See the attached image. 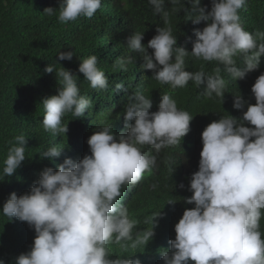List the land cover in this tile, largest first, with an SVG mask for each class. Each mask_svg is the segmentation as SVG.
I'll list each match as a JSON object with an SVG mask.
<instances>
[{"label":"clouds","instance_id":"9594fccd","mask_svg":"<svg viewBox=\"0 0 264 264\" xmlns=\"http://www.w3.org/2000/svg\"><path fill=\"white\" fill-rule=\"evenodd\" d=\"M122 1L125 13L130 12L134 0ZM168 2L173 8L182 7L194 24L206 22V26L195 30L191 53L175 47L177 39L171 27H158L147 45L142 43L144 33L128 37L129 51L143 58L141 69L152 70L153 79L173 89L192 81L197 87L203 86L205 97L223 99L226 80L220 70L214 74L203 69L187 71L185 58L189 54L205 62H218L234 81L259 68L264 57V32L253 34L242 26L240 10L247 0H212L210 11L201 6V0H188L191 9L181 0ZM106 3L62 0L58 20L66 24L81 16L92 18L106 9ZM148 5L167 24L165 0H148ZM55 11L51 7L44 10L49 15ZM57 55L60 61H71L74 52L60 51ZM135 60L132 55L118 57L113 67L127 72ZM98 63V57L91 55L82 60L79 72L92 89L107 91L109 80ZM53 71L60 87L58 95L42 101V125L45 131L62 136L68 132L63 118L67 114L84 116L91 101L80 94L77 76L63 67L49 64L45 68L47 73ZM114 85V91L128 93L123 82ZM251 91L255 105L241 95L234 98L235 109L243 111L247 106L242 119L227 115L203 131L199 170L190 182L193 195L185 198L195 207L186 209L175 225L176 238L169 241L170 249L161 251L164 264H264V233L260 231L264 216V74ZM128 99L126 132L117 135L112 126H103L88 139L91 155L79 161L66 158L58 170L44 168L28 193L18 196L13 192L4 203V216L27 222L36 233L31 250L19 255L15 264H141L139 259H111L109 245L115 243L125 250L145 247L154 236V221L161 213L146 219L145 223L153 225L151 230L134 232L135 222L119 199L122 188L137 185L157 166V156L145 152V146L159 154L181 143L190 132L193 116L178 109L168 94L162 96L155 112L150 111L152 99L140 92ZM245 122L255 127H247ZM9 143L3 162L5 177L12 176L26 159L25 135H17ZM61 154L62 148L53 145L42 158L54 159ZM0 264L5 262L0 260Z\"/></svg>","mask_w":264,"mask_h":264},{"label":"trees","instance_id":"16d2710c","mask_svg":"<svg viewBox=\"0 0 264 264\" xmlns=\"http://www.w3.org/2000/svg\"><path fill=\"white\" fill-rule=\"evenodd\" d=\"M106 1V9L97 11L92 18L81 16L62 24L58 20L62 0H0V260L5 264H15L19 255L29 252L36 236L34 228L27 222L16 218L9 220L3 215L4 203L11 193L18 196L28 193L46 167L58 170L66 158L79 161L85 155H91L88 139L103 126H112L117 135L126 132L125 106L129 103L128 97L137 92L152 99V112L158 111L162 96L168 94L176 101L178 109L187 111L193 119L190 132L181 143L162 149L159 154L147 146L143 149L149 155L157 156V166L146 172L137 185L122 188L119 199L135 222L134 232L151 230L153 225L145 223L146 219L158 212L161 216L154 221V236L145 247L125 250L113 243L109 245L110 258L164 264L161 251L170 249L169 241L176 238L175 225L186 209L195 207L187 204L185 198L193 195L189 190L190 182L199 170L203 131L210 123L227 115L242 119L247 106L243 111L235 109L236 95H241L251 105L256 104L251 90L257 78L264 74V57L257 70L234 81L218 62H205L189 54L185 58L187 71L203 69L214 74L216 69L220 70L226 80L223 99L205 97L203 86L197 87L192 81L186 87L173 89L153 79L152 70L141 69L143 58L129 51L127 39L135 32L144 33L142 43L147 45L157 35L158 27L167 26L176 36L175 47H183L191 53L196 41L194 32L203 30L206 22L194 24L182 7L173 8L168 0H165V9L169 13L167 24L161 15L154 13L148 0H134L127 13L122 0ZM181 4L188 9L192 7L188 0H181ZM201 6L210 11L212 0H201ZM49 7L56 10L54 14L44 12ZM240 18L246 31L264 32V0H247ZM60 51L74 52L72 60L60 61L57 55ZM152 51L149 49L150 54ZM91 55L98 57V67L109 80L107 91L92 89L79 72L82 60ZM128 55L136 58L128 65V71L114 69L115 60ZM49 64L57 69L63 67L77 76L80 94L91 101L84 116L77 118L67 114L63 118L68 132L62 136L45 131L42 125V101L58 95L60 87L56 72H45ZM119 82L128 88L127 94L114 91V84ZM245 126L255 127L247 122ZM20 134L27 138L26 159L12 176L5 177L3 162L11 147L9 141L14 142V137ZM53 145L62 148L61 156L42 158V153ZM170 200L174 203H168ZM260 231L264 233V216Z\"/></svg>","mask_w":264,"mask_h":264},{"label":"bare ground","instance_id":"6f19581e","mask_svg":"<svg viewBox=\"0 0 264 264\" xmlns=\"http://www.w3.org/2000/svg\"><path fill=\"white\" fill-rule=\"evenodd\" d=\"M244 10V9H243ZM243 10L241 9L240 12H243Z\"/></svg>","mask_w":264,"mask_h":264}]
</instances>
